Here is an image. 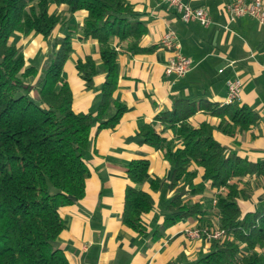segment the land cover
I'll list each match as a JSON object with an SVG mask.
<instances>
[{"label": "trees", "instance_id": "1", "mask_svg": "<svg viewBox=\"0 0 264 264\" xmlns=\"http://www.w3.org/2000/svg\"><path fill=\"white\" fill-rule=\"evenodd\" d=\"M53 4L67 5L70 17L52 10ZM79 11L86 12L82 30L86 37L98 41L102 58L100 64L92 56L79 60V75L90 88L98 73H106L95 115L73 108V91L67 81H62L72 36L79 27L71 19ZM59 23L72 28L56 38L60 48L48 56L38 74V68L27 63L23 50L12 43L11 37L20 32L48 39ZM144 31L142 23L134 18L129 0H0V264H69L64 249L56 243L64 228L60 209L86 193L90 176L86 149L93 127L98 124L97 131L114 128L127 110L126 104L114 99L119 69L112 39L139 38ZM202 109L221 116L223 121L227 116V124L233 122L241 130L258 119L251 107L239 101L220 105L183 98L177 100L172 111L161 114L167 126L176 128L183 146L176 147L173 139L163 137L150 124L141 128L140 141L161 145L171 164L172 215L163 227L184 217L202 216L207 205L193 196L208 185L226 189L215 197L218 227L225 230V235L211 239L210 250L196 264H264V209L243 213L235 182L259 173L264 165L228 151L214 137L211 123L193 125L190 117ZM149 168L148 159L132 160L128 176L140 184ZM202 169L208 183L197 180ZM159 182L160 178L154 179L152 187L157 188ZM153 204L149 192L128 185L123 222L141 230L142 214Z\"/></svg>", "mask_w": 264, "mask_h": 264}, {"label": "crops", "instance_id": "2", "mask_svg": "<svg viewBox=\"0 0 264 264\" xmlns=\"http://www.w3.org/2000/svg\"><path fill=\"white\" fill-rule=\"evenodd\" d=\"M129 1L134 18L145 31L139 38L112 39L118 51L119 69L114 99L126 104L127 110L114 128L97 131L98 124L93 127L86 149L90 168L86 193L60 209L64 228L56 243L64 249L69 264H196L210 250L211 241L205 236L192 237L186 229L217 228L220 221L215 197L226 189L217 190L208 185L204 192L193 196L195 201L207 205L202 216L184 217L163 227L165 219L172 215L171 164L162 146L141 142L139 132L150 124L163 137L173 139L176 147L183 146L176 128L164 123L162 112L172 111L177 100L183 98L228 103V80L240 78L243 85L238 101L257 114L255 123L241 130L231 121L227 124V116L223 121L221 116L204 109L194 113L190 122L211 123L214 137L228 151L264 165V23L249 15L231 19L225 8L230 0H184L193 7L210 11L212 22L208 26L196 21L184 22L181 13L166 0ZM56 9L70 17L67 5L53 4L52 10ZM85 16V11H79L71 19L79 27L72 36V51L64 64L62 81H67L73 91V108L95 115L106 73H98L90 88L79 75L76 66L79 60L86 56H92L98 64L102 60L98 41L86 37L82 30ZM70 26L59 23L48 39L41 34L16 32L11 41L23 50L27 63L35 65L40 74L48 56L60 48L56 38L65 36ZM170 30L176 33L181 52L192 59V69L185 76L165 71L174 55L173 50L162 45L164 34ZM141 158L149 160L150 168L145 181L135 184L127 169L132 160ZM156 178L160 182L153 188ZM197 180L208 183L203 169ZM235 182L243 213L264 209V170ZM128 185L142 188L154 199L151 210L142 214L141 230L126 225L121 217Z\"/></svg>", "mask_w": 264, "mask_h": 264}, {"label": "built area", "instance_id": "3", "mask_svg": "<svg viewBox=\"0 0 264 264\" xmlns=\"http://www.w3.org/2000/svg\"><path fill=\"white\" fill-rule=\"evenodd\" d=\"M166 1L181 13V18L184 22L196 21L204 26H208L212 22L211 13L205 7H193L184 0ZM225 8L231 19L249 15L255 17L260 23H264V0H230L225 5ZM162 45L174 52V55L165 67L166 73H174L179 77L185 76L192 69V59L181 52L174 30H170L164 34ZM227 85L228 94L226 101L228 103L238 101L242 92V80L240 78L229 79ZM262 122L264 128V111L262 113ZM186 232L192 237L205 236L209 240L222 238L225 235V230L219 227L215 229L195 227L186 229Z\"/></svg>", "mask_w": 264, "mask_h": 264}, {"label": "rangeland", "instance_id": "4", "mask_svg": "<svg viewBox=\"0 0 264 264\" xmlns=\"http://www.w3.org/2000/svg\"><path fill=\"white\" fill-rule=\"evenodd\" d=\"M205 228H207V227H205ZM211 229H215V228H211Z\"/></svg>", "mask_w": 264, "mask_h": 264}]
</instances>
